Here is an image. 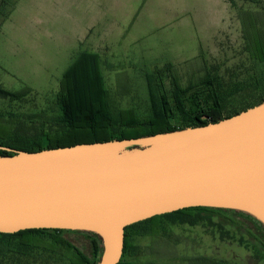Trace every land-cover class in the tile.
Here are the masks:
<instances>
[{
	"label": "rangeland",
	"instance_id": "rangeland-1",
	"mask_svg": "<svg viewBox=\"0 0 264 264\" xmlns=\"http://www.w3.org/2000/svg\"><path fill=\"white\" fill-rule=\"evenodd\" d=\"M241 10L254 14L257 28L249 34L258 35L264 0H17L7 18L0 16V84L29 93L18 100L0 97V136L8 127L26 137L55 129L46 121L56 116L62 77L82 50L100 55L110 101L118 109L134 108L142 117L151 113L149 77L169 96L176 83L194 90L203 79L215 78L224 109H240L264 82L263 63L247 49ZM166 220L158 232L146 224L148 232L133 237L125 259L209 264L203 256L264 264V232L251 217L203 210ZM64 236L91 253L86 233ZM0 264L72 262L53 252H1Z\"/></svg>",
	"mask_w": 264,
	"mask_h": 264
},
{
	"label": "water",
	"instance_id": "water-1",
	"mask_svg": "<svg viewBox=\"0 0 264 264\" xmlns=\"http://www.w3.org/2000/svg\"><path fill=\"white\" fill-rule=\"evenodd\" d=\"M0 155V232L98 234L97 264H118L128 225L187 207L264 224V100L230 117L136 138Z\"/></svg>",
	"mask_w": 264,
	"mask_h": 264
},
{
	"label": "trees",
	"instance_id": "trees-1",
	"mask_svg": "<svg viewBox=\"0 0 264 264\" xmlns=\"http://www.w3.org/2000/svg\"><path fill=\"white\" fill-rule=\"evenodd\" d=\"M17 0H0V16L7 18ZM11 6V11L7 7ZM254 14L241 10L240 18L245 28L248 51L264 65V28L258 26V35L249 34V28L256 29ZM205 78L200 87H180L174 84L172 96L162 89L158 80L149 77L150 109L148 116H140L134 108L118 109L110 101L109 92L101 69L100 55L82 50L64 73L61 87L57 93L58 111L52 121L55 131L42 129L36 137L11 134L10 127L6 135L0 136V145L26 151H38L47 148L75 145L84 142L108 141L112 139L136 138L159 132H166L187 126H198L230 117L264 100V82L258 86L254 100H249L240 109L226 111L219 92L220 80ZM158 82V83H157ZM29 93L28 89L11 90L0 84V97L18 100ZM1 120V119H0ZM46 123V125H47ZM1 124V123H0ZM14 153L0 149V155ZM217 214L240 213L253 218L264 232V224L251 215L234 209L216 207H187L170 213L155 215L151 218L128 225L125 229V246L122 259L118 264H139V261L126 260L135 235L150 230L158 232L167 227V218L180 216L194 217L199 211ZM222 227V226H221ZM86 233L92 242V251L87 253L70 239L66 232ZM53 252L64 255L72 264H97L103 251V242L98 234L81 230L58 228H32L15 233L0 232V253L9 252L21 255L36 252ZM201 260L209 264H230L214 261L206 257ZM142 262V261H140Z\"/></svg>",
	"mask_w": 264,
	"mask_h": 264
}]
</instances>
